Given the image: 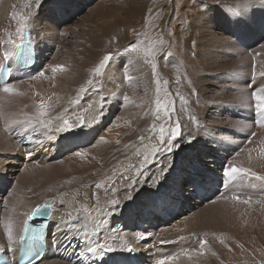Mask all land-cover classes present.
<instances>
[{"label": "rangeland", "instance_id": "rangeland-1", "mask_svg": "<svg viewBox=\"0 0 264 264\" xmlns=\"http://www.w3.org/2000/svg\"><path fill=\"white\" fill-rule=\"evenodd\" d=\"M42 1L43 2L41 6L37 3V0H27L24 4H22L21 0H0V55L4 54L2 52V46L4 45V42H9V40H12L13 38V40L16 38L20 39V32H18L17 29H21L20 26L25 23V19L28 20V18L32 17L35 23L37 22V19H39V21L41 20L40 24L46 25L45 27H47L50 31L48 32V29L45 28L47 32L45 30L43 33L46 43L42 47L43 51L40 53V57H42L40 63L36 64V73L38 75L40 74V71L42 72L47 70L48 76L46 75V77H44L45 79L38 77L34 81H30L28 83H32L29 84L31 91L40 94V96H46L48 101H50V104L53 102L52 105L56 104L57 99L61 98L59 95L56 96L54 90H60L63 93L67 92L68 90L67 94L69 92V94H71V96L68 94L69 99H71L72 102L77 100L76 103H72L68 100L69 102L64 105V111H66L71 118L74 117V115H80V113H82L83 107H88V104L90 105V102L92 103L93 98L91 97L93 94L101 96V94H103L102 91H105L107 88H109L108 84L103 80L102 77V72L105 70L102 68L100 73H96L95 69L100 65V62L106 55L112 56V64L116 63L117 54L115 53L119 51H117L116 48L117 39L114 29L116 26H120V23L121 25L124 24L123 22L125 21L127 26L129 23H133L131 20H135V14L136 16L140 15L137 12L140 11L141 6H144V13L142 14L141 23L146 24L147 19L149 17L151 18L153 21L151 23V27L152 30H154L152 40L156 39L155 43H159L158 47L152 54H150V52L147 53V56L151 58L150 64L154 66L152 67L151 82L149 81L150 77L149 79L138 78V80H136V86L137 84L139 86L135 88L133 86V90H136V88L138 89L137 95H143L149 88V85L152 87V90H154L155 94L150 106V110L144 106L140 107V105H137L138 108L135 109L136 106L134 102L129 99L125 100L124 97L126 96L123 94L119 97V99H113L109 103L107 102L108 107L106 106V110H104L105 113L103 111L99 112L97 116L99 120L102 121V129L100 130V133L104 134L108 131V133L114 132L112 131L115 130L113 125L119 122L120 119H124L126 117V114L129 112L126 111L125 114L124 110L126 109L125 107H128L129 105L131 106V109L134 108L133 114H135L137 117L133 118V122L131 124V127L134 130V136L130 140L125 139V141L123 140L119 143V145H115L111 150L106 152L107 154L104 153L103 155V153H101V156L98 153L96 158L97 161L100 159L99 163L97 162L96 166L95 164L93 167L91 166V169L89 168L90 170L88 171L89 175L87 173L82 179L84 182L80 181L77 183L73 187L74 191L72 190V192L67 193V196L65 195L64 198L73 200L80 206H85L88 204L91 205L90 203L96 201L95 205H98L95 207L101 214L98 215L100 217L98 218L97 222L99 223L101 229L103 228L102 231L105 236L107 235L105 238L107 240L106 242L114 248H119L121 243L119 242L118 237H114L109 232V228L113 229L112 227L114 226V222H116L118 219L120 211L124 209V203L127 200V197L132 194L131 191L134 189L137 190L142 187V185L147 184L148 186L152 187L154 195L158 194L161 190L166 192L169 198L167 201L169 210L166 213V215L169 216H167L168 220L165 222L154 221L155 218H158L157 215L159 213L152 208L150 214L147 216V218L150 219L144 221L145 223H148L146 228L138 229V231L141 233H147V247L152 246V248H155L157 251H163L164 254L167 251L170 253H182L184 251V253H190L193 256L194 254H197V256L201 255L200 253L206 250L213 252L215 251V253L218 255H221V252L224 251L229 252L230 255L232 253L235 255L239 254L241 253L240 251L248 252L249 254L254 252L252 258L247 256L235 258L236 256L234 257L233 254L230 257L232 260H224L225 263L223 262V264H227L226 262H228V264H264V170L261 169L258 162L247 163L248 159L250 158L249 155L252 154L253 156V153H255V151L258 149V147L255 149L248 147L250 146V138L255 134V131H264V124H262L264 122V115L262 113L253 114L255 110L257 111L255 108L256 102L252 105V107H248L246 103L248 102L247 99L249 98H246L245 100V98L240 99L237 97V100L236 98L232 97L231 93V91L233 92L234 90L235 93L238 91L236 88L238 87L236 80L238 77H243V81L245 83L247 80L252 81V79H255L252 78L251 75L256 77L257 75L261 76L264 74V70L257 73L256 68L260 65V63H256V61L253 59L252 62L247 60L248 57L253 58V55H250L251 52L249 54L243 52L245 51V48L248 49V44L251 43L249 40H247L249 35L246 36L245 33L243 36L246 37V39L242 42V44H244L242 54L243 56L245 55L244 57L246 58L243 60L239 59L237 61V56H235L234 58L223 61L217 60L218 65L210 64L211 66L209 65L206 70L195 71L192 70L191 67H189L184 61L186 51L189 52V50H186L185 47H181L178 44L182 42V40H179L180 42L177 43L175 42V39L178 35L179 37L177 39L183 36L181 34H183L182 32L184 27L189 26L190 21L188 20L192 19L189 8H186L185 6L186 0ZM189 1L190 0H188V3ZM214 4L215 3H208L209 9L207 15H212V18H215L214 15L219 11V8H217ZM168 7L171 8L169 9ZM184 12H186L187 17H184ZM165 14L167 15L166 17L164 16ZM255 19L256 21H259L257 23L258 25L261 24V31L263 32V16L261 17V15H258ZM161 23L162 25H160ZM165 26L167 27L164 32H162L161 28ZM217 26L212 25V28L210 27V30L212 31L208 33L212 36L215 35L219 37L221 32L215 28ZM4 29H7L8 37L6 39H4L2 35L4 33ZM142 29L143 28L141 25L139 26L136 24L135 27H132L129 30V36L131 40L127 42V47L129 44L133 43L135 46V39L137 36H139V32ZM177 30L178 33H176ZM251 48L254 49L252 46L250 49ZM229 49L230 48H228V50ZM81 50L82 52H80ZM218 53V49L212 48L209 56L213 57L214 59L219 58ZM219 54H221V52ZM63 60L65 62L67 60L68 61L67 63H64ZM255 64H257V66ZM57 66H62L63 70H60L59 72L57 70L54 72L53 68H56ZM162 66L165 68L168 66V72L165 71L167 69L161 70ZM251 66H253V68ZM94 67L95 69H93ZM122 67L124 66L122 65ZM32 71L35 75V71ZM62 72L63 74L68 72L70 76L73 75L72 79L70 81H65L66 79ZM58 75L62 76L59 77ZM79 81L81 83H78ZM89 81H92V83L89 84ZM144 82L147 83L145 84ZM122 84L124 85V83ZM254 84L256 86H254ZM254 84H242L240 86L251 92L249 96L252 100H254L251 96L254 91L253 89L259 85L258 83ZM80 86L85 89L83 93L80 91ZM184 86H186V88ZM11 87L14 89V94L13 92H4L3 87L0 86V111L2 113L6 111V108L8 109L6 113H11L12 105L8 104L6 96L18 94L19 88L24 90V93L26 94L25 96H32L28 93L31 91L29 89L27 90L26 87L28 86L26 85H14ZM157 89H159V92H157ZM199 93H202V96ZM53 95L55 96L53 97ZM219 95H221L220 97L223 95L222 99L219 97ZM79 97L80 100L77 99ZM158 97L161 98V100L166 98L170 102L169 110L172 112L170 123L168 122L169 116L165 112H160L158 114L160 118L156 119L157 113L155 109V101ZM89 98L91 101H89ZM104 98L105 97L103 95L102 100ZM244 100L245 103H243ZM26 105L28 106V103ZM205 105L207 106L206 109ZM243 107L247 108L248 113L246 115H242ZM70 108H72V110ZM1 112L0 126L3 124L7 125L6 123L8 121L4 122L5 116L4 114H1ZM23 119L25 118H22L20 122V119L15 120L16 122L14 120L9 121L10 123L5 126L3 134L1 135L0 144H4L6 142L8 143L10 140L19 139V145H21V149L25 151L39 146V144H37L38 146L35 144L39 140L35 137V131H38V128H43V130L45 128L42 125H38L36 123L37 121L31 120V118H28L29 120ZM5 120L7 119L5 118ZM23 122L26 124H23ZM177 122L180 125V135L176 137L175 141L170 142L178 144L179 147H175L171 152H168L167 144L160 146L159 128L164 126L167 129H171L176 127ZM14 123L15 125H13ZM109 125H112L113 127H110ZM153 126L157 129L155 133L150 130ZM236 130H241L243 132L240 136H237L238 134L235 135V133H233V131ZM141 136L145 138L143 141L140 140ZM165 138L170 139L167 132H165ZM6 139L7 141L5 142ZM189 140H191V143H188ZM91 143L92 142H89L88 140L80 141V137H75L72 139V143H70L67 148L62 146L61 154L48 155L42 150L41 152L30 154L27 158H23L19 154H16L14 156L15 162L11 163L9 161L5 164L6 170H9L5 171V173H0V214L3 213L0 215V219L2 220V217H5L4 212L8 209L11 202L14 200L15 203L22 197V192H25L23 195L24 197L29 194L38 195L37 193L39 191L36 192L38 189L34 186V184L36 185L34 179L41 175L44 176V178L46 177L45 179L43 178L42 181L47 182V178H49L50 175L47 173L46 169H43V166L48 167L45 163H48L49 167L60 164V162L66 161L68 156L74 155L76 151L82 150L84 147L85 148L83 150L88 151L92 149L91 147L93 146ZM153 145L160 146V151L155 155H153L150 151V148ZM138 150L140 152L139 156L136 154ZM145 156L147 159H145ZM242 157L244 159H241ZM36 160H42L40 163H43H38L40 164L38 168H36L38 165V161ZM27 163H31V165L29 164V166ZM34 163L35 165H32ZM24 164L27 165L28 171H22L23 167L26 169V165L24 166ZM257 165L259 167H257ZM161 167L164 168V172H161ZM232 167L250 170L251 173H255L256 176L261 177V179H256L248 173H233L232 176L234 178L244 177V181L248 179L251 184L253 183V185H255V187L260 186L259 189L248 191V195H246L247 197L254 196L253 192L255 194H259L256 197L258 198L256 201H259L260 203L254 201L255 199H252L251 201H248V205L244 202V208H230V210H226L227 212L223 210V207L213 205V203H216L220 199L219 196L229 194L230 190H228V187L230 186H228L227 182H229L231 175L226 176L225 172L230 171ZM40 171H42V174ZM37 173L39 175H37ZM87 175L89 177H87ZM235 181L237 183V180ZM26 182L30 184L28 185ZM98 183L102 185V187L99 189L95 187V185ZM129 185H132V187L129 188ZM36 186L42 187L43 185L37 184ZM32 188H35L36 190ZM112 188L121 189V192L117 197H115V193L111 191ZM86 190H88V192ZM87 193L90 195H87L86 197ZM33 200H35V198ZM110 201H117V203L112 206V203H109ZM141 202L142 200L139 197L133 201V206L135 207V215H133L134 224L136 222L137 215H140L138 212L141 211L139 210ZM120 204L122 205L120 206ZM91 206H94V203ZM106 206L108 208H106ZM158 206L160 207V205ZM216 209L219 210L216 211L214 215L213 211ZM220 211L226 213H221ZM21 212H18L19 216ZM106 212H108V214ZM218 212H220L221 215H218ZM195 214H199V220L192 227H175L176 225H170L171 223L175 224V222H178L177 220H179V222L185 221L190 216H194ZM129 224H133V222L127 223L125 220H122L121 226H129ZM135 226L136 225H134V227ZM165 228H167L169 231L173 230L174 232L167 235L160 234L159 232L165 230ZM183 228L184 230L182 231ZM2 231L4 232V230ZM175 231L178 233H175ZM205 232L208 233L207 236H205ZM211 232L214 234H211ZM111 240L114 242H111ZM201 240L206 241V244L202 249L200 246ZM121 246L125 249L124 245ZM226 249H228V251ZM131 250L128 251V257L130 256L129 252ZM133 251L134 250H132V252ZM154 252L155 250L152 249V251L149 252V255L150 253L154 255ZM147 253L148 249L146 251L145 248L143 254L140 255V260H136V256H133V258L129 259L134 263L142 264L148 259ZM161 255L163 256L162 253ZM146 263H148V260ZM194 264H200L198 258H196Z\"/></svg>", "mask_w": 264, "mask_h": 264}, {"label": "bare ground", "instance_id": "bare-ground-1", "mask_svg": "<svg viewBox=\"0 0 264 264\" xmlns=\"http://www.w3.org/2000/svg\"><path fill=\"white\" fill-rule=\"evenodd\" d=\"M26 1L27 0H21L22 4H24ZM42 2H43L42 0H39L38 4L41 5ZM174 3H176V2H174ZM208 3H212V4L215 3L214 5L217 8H219V11L214 15L215 18H212V15H210V16L207 15L208 9H209ZM217 5H219V6H217ZM185 6H186V8H189V11L191 12L192 19L188 20V21H190L189 26L184 27V30L182 32L183 34H181L183 36L180 37L179 39H177L179 37V35H178L177 38L175 39V42L177 43V42H180L179 40H182V42H180L178 44L181 47H185L186 50H189V52H191V53H189L185 50L186 56L184 57V61L186 62V64L189 67H191L192 70H195V71L196 70H201V71L206 70V68H208V66L210 64L218 65L217 60L223 61V60H227L230 58H234L235 56H237L236 57L237 61L239 59L243 60L244 58H246V57H244L245 55L243 56V54H242V51L244 48L243 47L244 44H242V42L245 41V39H246V37L243 36V35H245V33H246V36L249 35V38L247 40H249V42H251V43L248 44L249 45L248 49L245 48V51H243V52H246L248 54L251 52L250 55H253V58L248 57L247 60L252 62V59H253L254 61H256V63H260V65L258 64L259 66L256 68L257 73L262 72L264 70V31L263 32L261 31L262 26H260L261 24L258 25L257 23L259 21H256V19H255L258 15H261V17L263 16V19H264V0H255V1H252V0H190L189 3H188V0H186ZM168 8L170 9L171 7H168ZM38 11H39V9H38ZM137 11H139V10H137ZM36 12H37V10H36ZM139 12H137L138 14H140L138 16H136V14L134 13L135 14V16H134L135 20H131V22H133V23H129V25L127 26V23H125L126 21L124 20L125 21V22H123L124 24L121 25V23H120V26H116V28L114 29L116 32V33L115 32L114 33H115L116 39H117L116 48H117V51H119V52L115 53V54H117L116 55V63L112 64V60H110L109 62H107V64L103 68V70H105V71L102 72L103 80L108 84L109 88L106 87L107 89L105 91L104 90L102 91L103 94H101V96L97 95V94H93L91 97V98H93L92 103L90 102V105L88 104V107L87 106L85 108L83 107L82 113H80V115L78 114L79 116L74 115V117H72V118L69 117V114H67L66 111H64V108H65L64 105L66 103H68L69 101H71V99H69V97H68V94L70 92L67 94L68 90L65 93L61 92L60 90L59 91L54 90V93L56 94V96L59 95V97H61V98L57 99L56 104L52 105L53 102L50 104L49 103L50 101H48V98L46 96H42V95L40 96V94L34 93L33 91H31L29 84H32V83H28L30 81H34L38 77L44 78L48 74L47 70H44L42 72L40 71L39 72L40 74H38V75L36 73V64L40 63V60L42 58V57H40V53L43 51L42 47L46 43L45 38H44V34H43L45 32V30L48 29L47 27H45L46 25H44V24L41 25L40 24L41 20L39 21V19H37L36 23H35L34 19H32V17L28 18V20L25 19L26 24L23 23L20 26V28H21L20 29L21 30L20 31V37H19L20 39L16 38L15 40H13L14 39L13 38L12 40H9V42H4V45L2 46L3 51L1 50L4 54L0 55V61L1 62L7 56L12 57L15 44L18 42H21V40H22L24 27L30 28L32 36L34 37V40L36 42V48H37L36 49L37 50V60L34 62L33 67H30L27 69H22V70H14V72L9 77L8 81L5 83V84H10L11 86L26 85V86H28V87H26L27 90L29 89L31 91L28 93L31 94L32 96L31 97L25 96L26 94L24 93V90H21V88H19L18 94L6 96V98L8 100V104L12 105V107H11L12 109H11L10 114L6 113L8 110L7 108H6V111L4 113H2L0 111L1 114H4V116H5L4 122L8 121L6 123L8 125L10 123L9 121H12V120L15 121V120L20 119L19 120V122H20L22 120V118H25L23 120H29L28 118H31V120L37 121L36 123L38 125H42L40 123L41 120H43L45 122L51 121V123L49 124L50 125L48 128L49 130L47 128H45L43 125L42 126L45 128L44 130H43V128L42 129L38 128V131L32 130V131H35V135H36L35 137L37 139H39L38 141H40V143H37V142L35 143L36 146H38L37 144H39L38 147H34V148H31V149H28L27 151H25V150L21 149L22 147H21V145H19V141H18L19 139L18 140H10L8 143L6 142L7 141V139H6L5 140L6 143L0 144V173H5V171L9 170V169L6 170L5 164L9 161L11 163L15 162L14 156L16 154H19L23 158L29 157V153L34 154L36 152H41V150L48 155L61 154L62 146L64 148H67L69 146V144L72 143V139L75 137H80V141L81 140H86V141L88 140L89 142H92L91 145L93 146V147H91L92 149H90L88 151L83 150L85 147L83 149L81 148L82 150H78V151H76V153L74 152L75 153L74 155L68 156L66 158V161L63 160L64 162H60V164L52 165L50 167H49L48 163H45L46 166H48V167H44L43 165H41V166H43V169H46L47 173H49L50 175H49V178H47V182L42 181L44 176H41V175L34 179L36 182V185L37 184L43 185L42 187H37L34 184V186L38 189L36 192L39 191L37 193L38 195L29 194L26 197H24L23 195L25 192L24 193L22 192L23 195H22V197L20 196L21 198L19 200H17L15 203H14V200L11 202L8 209L4 212L5 217L4 216L3 217L5 219L2 216H1L2 220L0 219L1 220L0 221V247H2L8 255L14 256L18 250V247H17L18 246V239H19V236L21 234L22 223L28 222L27 216L31 217V219L33 220L32 221L33 224L38 221L33 216V209L40 206V204H42V203H44V204L47 203V204L52 205V208H51L48 216H46L48 219H50L51 222L49 225L50 228L47 229L46 251H45L44 255L42 256V258L36 264H141V263H134L130 259L133 258V256H136V260H140L141 259L140 255L143 254L145 248H146V251L148 249V253H147L148 254L147 255L148 263H146L147 260H145V262H143L142 264H155V262L158 259H161V258L167 257V256L177 257V259L175 260V264H194V261L196 260V258L199 259L200 264H223V262L225 263V261H228V259H231L230 258L231 255L234 254V253H232L230 255L229 252L224 251V252H221V255H218L215 253V251L213 252L210 250H206V251H203V255L197 256V254H194V256H193L191 254V256L189 258V256L186 255L184 253V251L182 253H177V252L170 253L169 251H167L165 253L166 254L165 255L163 251H157L155 248H152V246L147 247L148 246L147 240H146L147 233H141L138 231V229L139 228H141V229L146 228L148 223H145L144 221H147L150 219V218L148 219L147 216L150 214V211L152 208L156 212L159 213L157 215L158 218H155L154 221H160V222H165L166 220H168L167 219L168 215H166V213L169 210V208H168L169 206L167 205V201L169 199L168 194L166 192H163L160 190V192L158 194L154 195V192L152 191V187L148 186L147 184L142 185V187H140L137 190L134 189L131 191L132 194L127 197V200L125 199L126 201L124 203V209H122V211H120L119 217L116 220L117 223L114 222V226L112 227L113 229L109 228V232L114 237L115 236L118 237L119 242L121 243V245L125 246V249L120 245L119 248H115L116 250L114 252L108 253L107 255L101 256L99 254H94L93 252H90L88 250L89 247L95 248V247H97L98 244L107 243L106 242L107 240L105 239L107 235L105 236V234L102 231L103 228L101 229L99 223L97 222L98 218L100 217V216H98L100 214V212L96 209L95 206L98 204L95 205L96 201H94L93 202L94 206H91L93 203H90L91 205L88 204L85 206H80L78 203L74 202L73 200H69V199L64 198V196L67 193L72 192L73 187L77 183L82 181L84 176L91 169L90 167L91 166L93 167L94 164L96 166L97 162L99 163L100 159L98 158L99 160L97 161V158H96L98 153H99V155H101V153H103V155H104V153L111 150L115 145H119V143L122 142L123 140L125 141V139L130 140L134 136V130L131 127V124L133 122L132 121L133 118H135L136 116H135V114H133L134 108L131 109V106L128 105L129 108L124 106L126 109L123 107L125 109L124 110L125 114H126V111H128L129 113L126 114V117L124 119H120V121L114 125L112 124L114 126L115 130H112L114 132H111V133H108L109 131L107 133L105 132L104 134L100 133V130L102 129V121H100L99 118L97 117L98 113L102 112V111L104 112V110H106V106L108 105V103L113 99H119V97L122 96V94L124 96H126L129 100H132L134 102V104L136 106L135 109L138 108L137 105H140V107L144 106L145 108L150 110V106H151V103H152V100H153V97L155 94L154 90H152V87L149 85V88L146 90V92L143 95L142 94L137 95L138 89L136 88V90L134 89L135 90L134 91L133 86H134V88L139 86L138 84L136 86V80H138V78L149 79V77H150L149 81L151 82L152 67H154V66L152 64H150L151 58L149 56H147L148 55L147 53L150 52V54H152L154 52V50L158 47L159 43L158 42L155 43L156 39L152 40V35H153L154 30H152V27H151L152 26L151 23L153 22L151 20V18L149 17L147 19L146 24L141 23L142 14L144 13V6L143 7L141 6ZM171 12H172V10H171ZM164 16L166 17L167 15L165 14ZM131 17H132V15H131ZM184 17H187L186 12H184ZM11 18H13V17H11ZM130 24H132V25H130ZM136 24L139 26L141 25L143 29L139 32V36H137L135 39L136 40V44L134 46L135 50H129L127 47V42H129L131 40L130 36H129V30L132 27H135ZM160 25H162V23ZM210 25L211 26L212 25H214V26L218 25L215 28L221 32V35L219 37L215 36V35L212 36L208 33V32L212 31V30H210V27H211ZM16 27H17V25H16ZM166 27L167 26L161 28L162 32H164ZM52 28H53V26H52ZM171 28H172V25H171ZM153 29H154V27H153ZM49 31L50 30L48 29V32ZM52 31H53V29H52ZM3 32H4L2 34L3 38L6 39L8 37L7 29H4ZM46 32H47V30H46ZM176 33H178V30L176 31ZM184 33H185V35H184ZM257 44H259V45H257ZM251 46L254 47V49H252V48L250 49ZM83 47H85V46H83ZM212 48L218 49L219 53L221 52V54L218 53L219 58L214 59L213 57L209 56ZM228 48H230V49L228 50ZM232 48H234V49H232ZM238 49L241 51H239ZM82 50L80 52H82ZM80 54H82V53H80ZM67 59H69V58H67ZM67 61L66 62L64 61V63H67ZM122 65L124 67H122ZM255 65L257 66V64H255ZM65 67H67V66H65ZM251 67L253 68V66H251ZM182 68H184V67H182ZM93 69H95V67ZM164 69H167L165 71L168 72L169 68H168V66L166 68L164 66H162L161 70H164ZM32 70L35 71V75H34V72ZM49 70H50V68H49ZM59 71L60 70H58V72ZM58 72H56V73H58ZM41 73H43V75H41ZM263 73H264V71H263ZM51 74H52V72H51ZM62 74H63V72H62ZM63 75L66 79L65 81H70L72 79V76H73V75L70 76V74L68 72H65ZM58 76L60 77L62 75H58ZM80 78H82V77H80ZM254 78L255 79H252V81L247 80L244 83L243 77H238L236 79L237 80V86H238L236 88L238 91H236V93H235V90L233 92L231 91L232 97H234L236 99H237V97H239L240 99L245 98V100H246V98H249V99H247L248 102L246 103V105L248 107H252V105L256 101L252 100L251 97L249 96L251 94L250 91H247L246 88H242L240 86L242 84L250 85L252 83L253 84L258 83L259 87L257 86L256 88H254L253 89L254 91H259L261 88H264V75H261V76L257 75ZM80 81L78 83H81ZM134 81H135V83H134ZM191 82H192V79H191ZM122 83H124V85ZM4 85L2 87H4ZM126 85H127V88H126ZM254 86H256V85L254 84ZM184 87L186 88V86H184ZM248 88H250V87H248ZM53 89H51V90H53ZM41 90H45V89H41ZM220 91H221V89H220ZM78 92H79V90H78ZM202 93H199V94L202 96ZM221 93H224V92H221ZM13 94H14V92H13ZM247 94L249 97L247 96ZM69 95L71 96V94H69ZM103 95L105 97L104 98L105 100L104 99L102 100ZM203 95H205V94H203ZM54 96L55 95H53V97ZM220 96L221 95H219V97ZM80 97L77 99L80 100ZM222 97H223V95H222ZM222 97H220V98L222 99ZM41 100H43L46 104V113L47 114L43 117H41L39 115V108H38V104ZM223 100H224V98H223ZM245 100L243 103H245ZM74 101H77V100H74ZM89 101H91V99ZM240 102H241V100H240ZM27 103H28V106L26 105ZM238 104H240V103H238ZM3 105H4V102H3ZM4 108H2V109H4ZM72 108H70V109L72 110ZM206 108H207V106L205 105V109ZM255 108H256V105H255ZM78 109H80V108H78ZM73 110H74V108H73ZM239 110H241V109H239ZM247 113H248L247 108L243 107L242 115H246ZM254 113L259 114V112L256 110H255V112H253V114ZM262 114L264 115V113H262ZM19 115H22V116H19ZM5 118L7 120H5ZM58 118H62V119L58 120ZM262 118H263V116H262ZM64 119L68 120L70 122V124H73L74 126L69 131L57 132L56 129H58L61 126ZM81 121L83 122L82 124L80 123ZM23 124H26V123L23 122ZM262 124H264V122ZM7 125L3 124L2 126H0V138H1V135L3 134L5 126H7ZM13 125H15V123ZM23 128H24V126H23ZM242 132L243 131H241V130L233 131V133H235V135L238 134L237 136H240L242 134ZM35 137H34V139H35ZM49 137H51V138H49ZM29 146H31V145H29ZM256 147H258V149L255 151V153H253V156H252V154L249 155L250 158L248 159L247 163L258 162L261 169L264 170V131H261V132L255 131V134L250 138V146L248 148L255 149ZM78 154H82V155H78ZM241 159H244V158L242 157ZM109 160H111V159H109ZM36 161H38V160H36ZM41 161H38L37 164L40 163ZM44 161H47V160H44ZM102 161H103V158H102ZM57 162H58V160H57ZM27 164L31 165V163H27ZM40 164H43V163H40ZM40 164H38L36 168H38V166H40ZM25 165L26 164H24V166ZM32 165H35V163ZM257 167H259V166L257 165ZM25 168L26 169H24V167H23V169H22L23 172H24V170L28 171L27 165L25 166ZM37 171H39V170H37ZM40 172L42 174V171H40ZM37 175H39V174L37 173ZM88 175H89V173H88ZM88 175H87V177H89ZM232 176H233V173L230 176L229 182H227L228 186H230V187H228L229 188L228 190H230L229 194H226V195L223 194L224 196H219L220 199L216 203H213V205H218L220 207H223L224 208L223 210H225V211L230 210V208L232 209L235 207L244 208V205H243L244 201H249V200L251 201L252 199L253 200L255 199L254 201H256V199L258 200V198H256V197L259 194H255L253 192L254 196L247 197L246 195H248V193H247L248 191H254V189H259L260 186L255 187V185H253V183L251 184V182L248 179L246 181H244L245 180L244 177L234 178ZM87 177H85V178H87ZM234 179L237 180V183ZM87 181H89V180H87ZM27 182H26V184L29 185L30 183H27ZM82 182H84V181H82ZM32 183H31V185H32ZM45 183H48V184H45ZM24 185H25V183H24ZM78 186H79V184H78ZM29 189H30V187H29ZM32 189H35V188H32ZM115 189H116V191L115 192L112 191V192L115 193V197H117L118 194H120L121 189L120 188H115ZM86 191L88 192V190H86ZM27 192H28V190H27ZM250 193H252V192H250ZM82 195H84V194H82ZM87 195H90V194L87 193L86 197H87ZM124 197H126V196H124ZM137 197L141 198L142 202H141L140 208H139V210H141V211L138 212V213H140V215H137L136 222L134 224L133 215H135L134 214L135 213V207L133 206V201ZM233 197H238L239 199H233ZM34 198H35V200H33ZM99 201H101V200H99ZM81 202H82V200H81ZM256 202L260 203L259 201H256ZM103 203H105V202H103ZM245 204L248 205V203H245ZM103 205H105V204H103ZM121 205L122 204H120V206ZM158 205H160V207ZM112 206H113V204H112ZM106 208H108V207L106 206ZM85 209H87V211H85ZM112 210H113V208H112ZM218 210L219 209H216L215 211H213V214L215 215V212ZM117 211H119V210H117ZM18 212L19 213L21 212L20 216L18 215ZM220 212H218V215H221V213H226L227 211L226 212L222 211L221 213ZM106 213L108 214V212H106ZM1 214H3V213H1ZM223 215H225V214H223ZM212 218H214V217H212ZM69 220H71L72 223H69ZM102 220H100V221H102ZM122 220H125L127 223L133 222V224L136 225L135 226L136 228L134 227L133 224H129V226H121ZM198 220H199V214H195L194 216H190L185 221L179 222V220H177L178 222H175V224L171 223L170 225H176L175 227L182 226V227L188 228V226L192 227L194 224H196L198 222ZM130 226H132L134 228H132ZM9 229L11 230V235H12L11 245L9 243L8 236H7ZM170 229H172V228H170ZM176 229H174V230H176ZM2 230H4V232ZM183 230H184V228L182 229V231ZM173 232H174L173 230L169 231V230H167V228H165V230H162L159 233L162 235H167V234H170ZM175 233H178V232L175 231ZM207 234L208 233L205 232V236H207ZM211 234H214V233L211 232ZM141 236H144L145 239H140ZM163 240H164V238H163ZM111 242H114V241L111 240ZM156 243H157V241H156ZM128 248H129V250H131V249L134 250L133 254H131L129 252L130 253L129 257H128V251H129ZM152 249L155 250V252H154L155 254L152 255V253H150V255H149V252L152 251ZM226 250L228 251V249H226ZM240 252L241 253L236 254V255L234 254L233 256L234 257L236 256L235 258H237V257L242 258V257H246V256L249 258L250 257L252 258L254 255V252L252 254H249L248 252H242V251H240ZM161 253L163 254V256L161 255ZM126 255H127V257H126ZM214 260H215V262H214ZM226 263L228 264V262H226ZM13 264H14V261H13Z\"/></svg>", "mask_w": 264, "mask_h": 264}, {"label": "snow or ice", "instance_id": "snow-or-ice-1", "mask_svg": "<svg viewBox=\"0 0 264 264\" xmlns=\"http://www.w3.org/2000/svg\"><path fill=\"white\" fill-rule=\"evenodd\" d=\"M37 3H39V0H37ZM219 6V5H217ZM18 32H20L21 30L20 29H17ZM162 43V41H161ZM128 49L129 50H135L134 49V43L133 44H129L128 45ZM112 59V56L111 55H106L104 56L103 60L100 62V65L97 66V68L95 69L96 73H100L101 72V69L105 67V65L107 64V62H109L110 60ZM57 70H63V67L62 66H57L56 68H53V71H57ZM8 69L5 70V75L7 76V73H8ZM41 75H43V73H41ZM264 75V74H262ZM127 78V77H126ZM92 81H89V84H91ZM3 91L6 92V93H12L14 91V89L11 87L10 84H5L4 87H3ZM81 92H84L85 89L84 88H81L80 89ZM157 92H159V89H157ZM252 98L256 101V109L259 113H264V88H261L259 91H253L252 93ZM128 98L125 97V100H127ZM72 103H76V101H73ZM169 101L165 98L163 100H161V98H157L156 101H155V109H156V113H157V116H156V119H159V113L160 112H165L168 114L169 116V123L171 122V115H172V112L169 110ZM38 108H39V115L41 117L45 116L47 113H46V104L43 100H41L38 104ZM59 119H62V118H58ZM40 123L45 127V128H48L49 127V124L51 123V121H48V122H45L43 120L40 121ZM81 124L83 123L82 121L80 122ZM74 125L73 124H70V122L66 119L63 120L61 126L56 129L57 132H64V131H69L71 130V128L73 127ZM180 125L179 123L177 122L176 124V127H173L171 129H167L165 128L164 126H161L159 128V140H160V146H163L164 144H167L168 147H167V151L168 152H171L173 150V148L175 147H179L178 144H174L170 141H175L176 137H178L180 135ZM152 132H156L157 129L153 126L151 127L150 129ZM165 132L168 133V137L170 139H166L165 138ZM51 138V137H49ZM145 138L143 136L140 137V140L143 141ZM37 143H40V141H37ZM188 143H191V140L188 141ZM160 146H151L150 148V151L152 152L153 155H155L156 153H158L160 151ZM31 153H29L30 155ZM137 156L140 155V152L139 150L137 151ZM78 155H82V154H78ZM145 159H147V157L145 156ZM161 172H164V168L161 167ZM232 173H248L249 175L255 177L256 179H261V177H258L256 176L255 173H251L250 170H246V169H238L236 167H232L230 169V171H226L225 172V175L228 176V175H231ZM193 186H194V182H193ZM95 187L97 189L101 188L102 185L101 184H96ZM132 185H129V188H131ZM111 191L115 192L116 189L115 188H112ZM233 199H239L238 197H233ZM245 203H248V201H244ZM110 203H112L113 205H115L117 203V201H110ZM52 208V205L50 204H42L40 206H38L34 212H33V216H35L36 214L40 213L42 210H51ZM85 211H87V209H85ZM70 215V214H69ZM29 219H31V217H29ZM69 223H72L71 220H69ZM7 236H8V240H9V243L11 245L12 243V235H11V230L9 229L8 233H7ZM21 239H23V237H21ZM140 239H145L144 236H141ZM43 240V236L38 232V231H35L33 230V234L29 237V242L30 243H33V242H41ZM206 244V241L204 240H201L200 241V246H201V249L204 247V245ZM90 252H93L94 254H99L101 256H104V255H107L108 253H111V252H114L116 249L113 248L110 244H107V243H101V244H98L97 247L93 248V247H89L88 249ZM186 255L191 256L190 253H185ZM201 255H203V252L200 253ZM177 259V257H174V256H167V257H163L161 259H158L155 264H175V260ZM31 264H36L35 261H32Z\"/></svg>", "mask_w": 264, "mask_h": 264}, {"label": "water", "instance_id": "water-1", "mask_svg": "<svg viewBox=\"0 0 264 264\" xmlns=\"http://www.w3.org/2000/svg\"><path fill=\"white\" fill-rule=\"evenodd\" d=\"M35 209H33V212H34ZM48 214H49V210H42L40 213L36 214L34 216V218L37 219V220H41V219L45 218L46 216H48Z\"/></svg>", "mask_w": 264, "mask_h": 264}]
</instances>
